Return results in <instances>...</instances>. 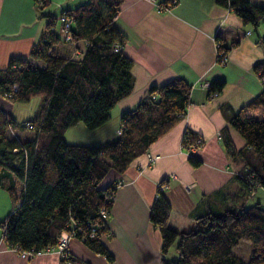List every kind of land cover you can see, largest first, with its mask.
<instances>
[{
	"label": "trees",
	"instance_id": "16d2710c",
	"mask_svg": "<svg viewBox=\"0 0 264 264\" xmlns=\"http://www.w3.org/2000/svg\"><path fill=\"white\" fill-rule=\"evenodd\" d=\"M33 1L39 16L47 19L42 34L27 56H11L0 68L1 96L11 102H27L33 96L42 99L36 113L21 121L0 109V187L15 204L0 222L2 238L8 246L38 250L54 245L62 230H71L84 245L110 261L113 257L100 239L108 228L95 224L100 220L99 208L110 209L112 204L111 199L105 200L104 190L115 188L98 184L110 169L122 172L185 114L191 84L175 77L150 85L142 100L121 112L119 132L113 138L96 144L66 142L65 130L77 122L93 130L109 120L113 106L132 90L131 61L115 50L125 36L113 24L118 12L114 0H90L66 10L71 20L70 39L56 29V16L47 9L49 0ZM164 1L161 5L173 4ZM215 1L231 9L244 24L255 27L264 21L262 5L249 0ZM60 38L84 39L83 54L72 58L55 52L52 46ZM259 42L264 49V33ZM228 48L218 46L219 63L225 60ZM252 69L263 88L229 119L245 144L236 149L227 127L220 130L228 154L241 163L235 179L247 195L254 186L264 187V59L256 61ZM223 85V79H212L208 93H219ZM256 108L261 110L259 118L243 114ZM196 139L186 129L182 147ZM188 161L193 166L201 163L191 153ZM162 183L164 179L158 184ZM170 210V202L157 185L149 219L161 237L164 256L160 264H264V208L259 204L220 214L206 212L194 217L192 228L181 230L168 224ZM241 240L249 243L247 257L233 251ZM173 244L176 257L169 258ZM68 260L88 264L72 255Z\"/></svg>",
	"mask_w": 264,
	"mask_h": 264
},
{
	"label": "crops",
	"instance_id": "0c3cea01",
	"mask_svg": "<svg viewBox=\"0 0 264 264\" xmlns=\"http://www.w3.org/2000/svg\"><path fill=\"white\" fill-rule=\"evenodd\" d=\"M89 1L49 0L47 9L56 16V29L62 11H71ZM114 1L118 12L113 24L125 36L121 52L131 61L133 87L113 106L109 120L95 128V132L107 134L117 125L111 131L113 138L122 111L142 100L150 85L175 77L191 84L189 103L185 114L152 141L144 153L134 157L122 172L110 169L98 184L105 187L122 181L115 189L109 209L108 230L100 236L112 260L92 251L76 237L70 240V253L88 264H160L164 256L160 250L161 237L149 219V209L162 179L163 193L171 205L168 224L177 230L192 228L194 217L206 212L220 214L255 203L264 208V187L254 186L248 195L242 191L235 179L241 163L228 154L220 135L221 128L227 127L236 149L245 144L229 119L263 88L252 66L264 59L259 42L264 21L255 27L244 24L231 9L215 0H171L173 4L163 10L157 5L164 0ZM249 1L264 6V0ZM46 21L39 16L33 0H0V68L7 65L11 56L28 55ZM222 44L229 48L225 60L219 63L216 56ZM52 47L58 54L75 58L83 54L86 41L60 38ZM212 79L224 80L215 96H210L203 85ZM12 105L0 95V109L17 121L23 120L13 116ZM243 114L259 118L261 110L246 109ZM186 129L201 139L191 153L201 160L198 166L190 164L188 147H182ZM90 132L82 122H77L65 130L63 137L68 143L96 144L92 140L80 142L78 136L87 139ZM185 185H191L189 192ZM14 207L8 192L0 187V222ZM1 233L0 227V264H60L55 254L20 257ZM239 244L233 251L241 255Z\"/></svg>",
	"mask_w": 264,
	"mask_h": 264
},
{
	"label": "built area",
	"instance_id": "2783aa9c",
	"mask_svg": "<svg viewBox=\"0 0 264 264\" xmlns=\"http://www.w3.org/2000/svg\"><path fill=\"white\" fill-rule=\"evenodd\" d=\"M151 1H153V0H151ZM157 7L160 10L169 8L168 5H161V4H158ZM70 26H71V20L66 15L65 11H62L59 15L58 30H59L60 34L63 37H65V39H70V37H71V34L69 32ZM247 33H249V31H247ZM121 48H122V45L117 43L115 46V50H121ZM203 85L207 88L209 85V82L206 81L203 83ZM13 86L15 89L16 85H13ZM217 94H218L217 91L209 92L210 96H215ZM29 127H31V126L29 125ZM117 132H119V130ZM200 142H201V139L197 138L193 143L189 144V146H188L189 153L194 152L196 150L197 146L200 144ZM121 182H122L121 180H118L116 183H114L112 185V187H114L116 189V187L119 184H121ZM158 186L160 189H163L164 183L158 184ZM184 188L187 192H189L192 187H191V185H185ZM114 193H115V191L113 190V188H109V187L106 188L104 190L105 200L106 199L113 200ZM99 215H100V217H99L100 220L95 225L102 226V225L106 224V220H107L108 215H109V209H107L105 206L100 207L99 208ZM93 233H94V227L91 228L90 235H93ZM73 237H74V235H73V232L71 230H62L59 233L55 244L51 245V246L43 247V248H40L38 250L23 249L17 245L9 246V247L13 251H15L20 257H30V256H33L36 254H55L57 256L60 264H70V261L68 260V258L71 255V253H70V240Z\"/></svg>",
	"mask_w": 264,
	"mask_h": 264
},
{
	"label": "rangeland",
	"instance_id": "374dc122",
	"mask_svg": "<svg viewBox=\"0 0 264 264\" xmlns=\"http://www.w3.org/2000/svg\"><path fill=\"white\" fill-rule=\"evenodd\" d=\"M6 99V98H5ZM41 100V97L40 96H33L31 97L27 102H11V101H8V99H6V101L8 103H11L13 104L12 107V113H13V116H15L17 119H25L27 117H30L32 115L35 114L36 110H37V107L39 105V102ZM108 121V120H107ZM117 125H115L114 127H112V129L116 128ZM111 129V131H112ZM90 137H87L84 138V137H79V140H82L80 142H89V140H92V141H95V143H98V142H101V141H104L108 138V136H112L111 134V131L110 133L108 132L107 134H104L102 132H95L96 130L93 129L90 130ZM118 131V128L116 129V132ZM115 132V133H116ZM112 138V137H111ZM109 138V139H111ZM113 184H111L112 186ZM111 188V187H109ZM174 246L175 244H173V246H171L169 252H168V257L169 258H175L176 257V251L174 249ZM173 247V248H172ZM239 249H241V255L244 256V257H247L248 255V250H249V243L248 241L246 240H241L240 241V244H239Z\"/></svg>",
	"mask_w": 264,
	"mask_h": 264
}]
</instances>
